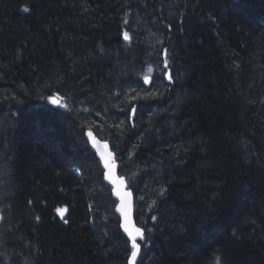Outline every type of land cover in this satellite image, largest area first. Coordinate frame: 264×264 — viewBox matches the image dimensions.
Listing matches in <instances>:
<instances>
[{"label":"trees","instance_id":"trees-1","mask_svg":"<svg viewBox=\"0 0 264 264\" xmlns=\"http://www.w3.org/2000/svg\"><path fill=\"white\" fill-rule=\"evenodd\" d=\"M88 132L137 264H264V0H0V264H130Z\"/></svg>","mask_w":264,"mask_h":264},{"label":"bare ground","instance_id":"bare-ground-1","mask_svg":"<svg viewBox=\"0 0 264 264\" xmlns=\"http://www.w3.org/2000/svg\"><path fill=\"white\" fill-rule=\"evenodd\" d=\"M87 138L90 143L92 150L97 154L98 159L104 169V180L105 183L112 189L113 198L117 201V206L119 201L115 198V190H119L124 194V208L121 213L116 212L121 220V228L123 234L131 242L128 233L125 231L127 226L129 230H134L135 228H140L143 232V239L139 236L137 237L136 243L139 245V252L136 258L133 260L131 258L130 264H137L139 256L141 253V242L144 240V229L138 225L135 219V195L130 189L128 179L120 174L119 165L115 161V154L112 151L111 145L108 142L100 140L93 132L87 133ZM107 162V166H106Z\"/></svg>","mask_w":264,"mask_h":264},{"label":"snow or ice","instance_id":"snow-or-ice-1","mask_svg":"<svg viewBox=\"0 0 264 264\" xmlns=\"http://www.w3.org/2000/svg\"><path fill=\"white\" fill-rule=\"evenodd\" d=\"M25 11H28L27 8L24 9ZM125 39H128L127 34H125ZM167 66V65H165ZM51 99V98H50ZM51 102L53 104H57L58 100L57 99H51ZM61 107H66L65 105H60ZM106 166H107V162H106ZM119 194V193H118ZM123 199V197H122ZM61 212V215H63V210H58ZM125 231L128 233V236L131 239V246H132V258L133 260L136 258L138 252H139V245L136 243L137 237L139 236L141 239H143V232L140 228H135L134 230H129L128 227H125Z\"/></svg>","mask_w":264,"mask_h":264},{"label":"rangeland","instance_id":"rangeland-1","mask_svg":"<svg viewBox=\"0 0 264 264\" xmlns=\"http://www.w3.org/2000/svg\"><path fill=\"white\" fill-rule=\"evenodd\" d=\"M120 24H121V22H120ZM132 62V61H131ZM133 63V62H132ZM146 72H147V70H146ZM146 72H143L142 73V77H143V75H145V77H149V76H151V72H148V73H146ZM133 76V78L134 79H137L134 75H132ZM133 84V83H132ZM158 97H156L155 95H150V97L149 98H147V99H149V100H151V101H153L154 99H157ZM160 102V101H159ZM43 102L41 101L40 102V104H38L37 105V107L35 108V110H34V114H42V113H46L47 112V110L46 109H43V104H42ZM165 114H167V113H165ZM187 125V124H186ZM185 128H186V126L183 128V129H180V133L181 132H183L184 130H185Z\"/></svg>","mask_w":264,"mask_h":264},{"label":"water","instance_id":"water-1","mask_svg":"<svg viewBox=\"0 0 264 264\" xmlns=\"http://www.w3.org/2000/svg\"><path fill=\"white\" fill-rule=\"evenodd\" d=\"M114 195H115V198L119 201L118 206H117V212L121 213L124 208V194L119 190H115Z\"/></svg>","mask_w":264,"mask_h":264}]
</instances>
